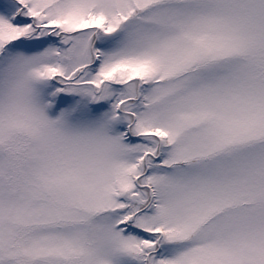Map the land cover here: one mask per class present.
Listing matches in <instances>:
<instances>
[{
    "label": "snow or ice",
    "instance_id": "obj_1",
    "mask_svg": "<svg viewBox=\"0 0 264 264\" xmlns=\"http://www.w3.org/2000/svg\"><path fill=\"white\" fill-rule=\"evenodd\" d=\"M0 264H264V0H0Z\"/></svg>",
    "mask_w": 264,
    "mask_h": 264
}]
</instances>
